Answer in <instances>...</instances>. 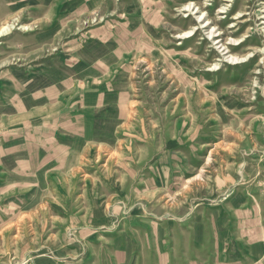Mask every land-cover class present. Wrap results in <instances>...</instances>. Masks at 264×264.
Masks as SVG:
<instances>
[{"label":"rangeland","instance_id":"1","mask_svg":"<svg viewBox=\"0 0 264 264\" xmlns=\"http://www.w3.org/2000/svg\"><path fill=\"white\" fill-rule=\"evenodd\" d=\"M263 16L0 0V264H264Z\"/></svg>","mask_w":264,"mask_h":264},{"label":"bare ground","instance_id":"2","mask_svg":"<svg viewBox=\"0 0 264 264\" xmlns=\"http://www.w3.org/2000/svg\"><path fill=\"white\" fill-rule=\"evenodd\" d=\"M227 1H228V0H227ZM229 1H230V0H229ZM231 1H232V0H231ZM185 7H186V9H187L188 11H190V13H192L193 7L190 8L189 5H186ZM241 12H242V9H240L239 12H238L236 15H240ZM201 16H202V14H200L199 16H197V20H199V19L201 18ZM262 18L264 19V16H263ZM203 22H204V19H202V20L200 21V24H203ZM198 24H199V23H198ZM204 25H205V24H204ZM205 27H206V26H205ZM213 28H214V27H213ZM191 31H192V30L186 31V32L183 34V36H186V35L189 34ZM212 33H213V31H210L209 35H211ZM247 33H248V32H246L245 35L241 37L242 39L240 40V42L251 41V40L248 38ZM246 56H247V54H246ZM243 57H244V56H241V57H239V56H232V57L229 58V59H231L230 61H232V60H236V59L239 60V58L242 59Z\"/></svg>","mask_w":264,"mask_h":264},{"label":"crops","instance_id":"3","mask_svg":"<svg viewBox=\"0 0 264 264\" xmlns=\"http://www.w3.org/2000/svg\"><path fill=\"white\" fill-rule=\"evenodd\" d=\"M45 127H46V125H45ZM19 150H20V147H18V149H17V155H18L17 158H19V154L21 153V152H19Z\"/></svg>","mask_w":264,"mask_h":264}]
</instances>
